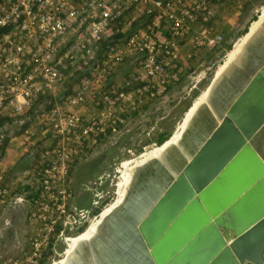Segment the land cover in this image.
Listing matches in <instances>:
<instances>
[{
  "label": "built area",
  "instance_id": "built-area-1",
  "mask_svg": "<svg viewBox=\"0 0 264 264\" xmlns=\"http://www.w3.org/2000/svg\"><path fill=\"white\" fill-rule=\"evenodd\" d=\"M213 18L212 0H0V213L29 203L31 232L4 264H56L116 200L127 160L85 186L83 206L71 186L75 162L127 130L148 102H168L186 77L200 81L202 72H188L202 51L223 49ZM126 62L132 72L118 79ZM13 152L36 161L25 173L34 198L8 182Z\"/></svg>",
  "mask_w": 264,
  "mask_h": 264
},
{
  "label": "water",
  "instance_id": "water-1",
  "mask_svg": "<svg viewBox=\"0 0 264 264\" xmlns=\"http://www.w3.org/2000/svg\"><path fill=\"white\" fill-rule=\"evenodd\" d=\"M171 137L63 264H264V21Z\"/></svg>",
  "mask_w": 264,
  "mask_h": 264
},
{
  "label": "rangeland",
  "instance_id": "rangeland-1",
  "mask_svg": "<svg viewBox=\"0 0 264 264\" xmlns=\"http://www.w3.org/2000/svg\"><path fill=\"white\" fill-rule=\"evenodd\" d=\"M255 4L253 8L250 7L246 11H241L242 8H239L241 6L238 7V5L237 9L234 7L235 11L231 10V14H234V12L239 13V15H243V18L239 16L237 25L233 22L235 20H231L233 26L229 24L228 19H225L224 21L228 29L225 33L229 42L224 45L223 49L211 52L212 54H209L206 62L203 61L202 64H199V67L188 72V75L202 72V77L198 83L192 82L189 84V79L186 77L180 84L175 85L170 90L168 102L163 103L159 100L148 102L137 114L129 116L127 130L117 137L106 139L105 144L95 150L91 157L92 161L96 162L95 165L98 170L93 171L94 178L83 183L84 186L96 182L99 177L96 176L105 170V173L112 175L114 168L118 166L119 162L123 160L128 161L132 157L127 152L130 147L135 153L136 158L143 153L149 152V150H152L156 146H160L157 144L158 133L167 131L170 136L173 135L189 106L192 105L203 90L208 89V85L217 67L223 63L227 52L233 48L235 41L248 31L251 23L258 18L260 8L264 6V0H257ZM244 12H246L245 15ZM187 104L189 106L184 109ZM165 124L167 125L166 127ZM102 188L106 190L108 187L104 186ZM109 188L113 190L114 186ZM89 200L90 198L86 199L87 202Z\"/></svg>",
  "mask_w": 264,
  "mask_h": 264
},
{
  "label": "crops",
  "instance_id": "crops-1",
  "mask_svg": "<svg viewBox=\"0 0 264 264\" xmlns=\"http://www.w3.org/2000/svg\"><path fill=\"white\" fill-rule=\"evenodd\" d=\"M256 1L257 0H212L214 5L213 25L216 31L224 36L222 47L229 42L228 38H226L225 32H227L226 30L228 29L224 20L228 19L229 24H231V20H235L233 22L237 25L239 16H242L241 18H243L242 14L239 15V13L235 12L234 14H231V10H234V7L237 9L238 5V7L241 6L239 7L242 8L241 11H246L250 7L253 8L256 5ZM245 14L246 12H244V15ZM231 25L233 26V24ZM211 52L212 51H202L200 60L197 61V63H202L203 61L206 62ZM132 67L133 63H124L117 70L116 77L118 79L127 77L130 72H132ZM74 78L75 76L72 78V81L77 82L78 77ZM87 108L90 110L92 107L88 104ZM106 141L107 140H100L97 145L89 148L85 156L75 162L70 174L71 186L76 192V200L82 206L87 204L86 199L89 197L84 191L85 186L83 183L94 178L93 171L98 170L95 165L96 162L92 161L91 156L95 150L105 144L104 142ZM33 162L34 160L28 156L23 157L20 160H16L15 152L11 153L8 161V182L11 185L12 190L16 185V189H14V191L19 194L27 192V198H34L36 196L35 189L31 187L33 179H31V177L26 179L25 176V173L28 172V170L31 171L33 169L36 161L34 163ZM105 171L101 172L96 177L104 174ZM16 174H18V176ZM29 208V203L25 202L22 204H8L2 209L0 213V264H4L7 260L17 256L22 249L27 247L31 232L25 223V217Z\"/></svg>",
  "mask_w": 264,
  "mask_h": 264
},
{
  "label": "bare ground",
  "instance_id": "bare-ground-1",
  "mask_svg": "<svg viewBox=\"0 0 264 264\" xmlns=\"http://www.w3.org/2000/svg\"><path fill=\"white\" fill-rule=\"evenodd\" d=\"M263 21H264V6H262L260 8V13H259L258 18L251 23L248 31L242 37H239L238 40L235 41L233 48H231V50H229L227 52V54L223 60V63H221L217 67L214 75H219L221 72L224 71V69L228 65V63L237 56V54L239 53V51L243 47L244 43H246V41L249 39L250 35H252L262 25ZM207 94H208V89L203 90L200 93V95L194 100L192 105L189 106V109H187V111L184 113L182 120L178 123L177 128L174 131V133L170 139L171 142L174 141L179 136L180 131L184 126V123L187 121L190 114L194 111L195 106L203 103L205 101V98L207 97ZM160 149H161L160 147L156 146L152 150H149V152L143 153L140 156L136 157L135 159L130 160V161H126L123 164L124 173H123V179L121 180V184H120L121 186H119V189H118V196L113 203H111L109 206L106 207V209L103 211V214L101 213V215H105L106 213H108L110 211V209L113 207L114 203H117L119 201V199L121 198V196L124 192V188L128 184L129 176L131 175V171H132L133 166L136 164L138 165V164L142 163L144 160H146L148 157L157 154ZM101 215L97 218V220L101 217ZM96 221H94L89 227H87L86 231L84 233H82L79 237L74 239L73 242H71L69 244L67 250L64 252L63 258H61L59 261H57L56 264H63L64 259H65V255L68 254L73 247H75V245L79 241V239L90 237V235L92 233H94L93 231L95 230Z\"/></svg>",
  "mask_w": 264,
  "mask_h": 264
},
{
  "label": "trees",
  "instance_id": "trees-1",
  "mask_svg": "<svg viewBox=\"0 0 264 264\" xmlns=\"http://www.w3.org/2000/svg\"><path fill=\"white\" fill-rule=\"evenodd\" d=\"M189 106V104L185 105L184 109H186ZM1 123V121H0ZM167 125L165 124V127ZM170 134L167 131H164L163 133H158V138H157V144L160 145L162 144L165 140L169 138Z\"/></svg>",
  "mask_w": 264,
  "mask_h": 264
}]
</instances>
